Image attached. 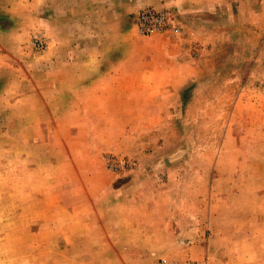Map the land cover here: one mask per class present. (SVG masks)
<instances>
[{
  "label": "rangeland",
  "instance_id": "rangeland-1",
  "mask_svg": "<svg viewBox=\"0 0 264 264\" xmlns=\"http://www.w3.org/2000/svg\"><path fill=\"white\" fill-rule=\"evenodd\" d=\"M44 2L0 0V264H57L56 193L101 182L98 169L88 183L77 175L93 169L91 145L96 149L111 137L89 135L85 117L33 116L44 105L41 97L56 96L54 82L45 81L56 78L50 65L56 62L57 33L70 35L72 24L82 29L81 20L85 28L87 16L84 7L74 13ZM103 2L96 1L97 17L107 12ZM145 6L121 0L113 8L116 25L131 30L132 13ZM251 27L238 24L240 35L217 56L225 67L207 80H191L172 116L153 128L150 119H139L140 134L100 151L113 184L139 177L152 189L171 190L175 251L159 245L150 254L156 260L132 264L161 258L264 264V22L254 25L260 36L253 37ZM37 38L47 47L40 49ZM233 48L238 53L232 58Z\"/></svg>",
  "mask_w": 264,
  "mask_h": 264
},
{
  "label": "crops",
  "instance_id": "crops-1",
  "mask_svg": "<svg viewBox=\"0 0 264 264\" xmlns=\"http://www.w3.org/2000/svg\"><path fill=\"white\" fill-rule=\"evenodd\" d=\"M42 1L47 6L55 1L74 13L84 7L87 16L85 28L81 20L82 29L72 24L70 35L57 33L56 62L50 65L56 78L45 82L53 81L56 88L50 90L56 96L62 92V98L41 97L45 106L41 104L33 116L85 117L89 135H111L100 140L96 149L91 145L93 169L87 167L86 173L77 175L80 182L88 183L98 169L101 182L56 193L55 241L61 252L56 255L57 264L154 261L156 257L150 254L159 245L171 247L173 253L177 228L171 215V190L152 189L146 178L139 177L113 184L111 176L105 177L100 151L140 134L135 129L139 119H150L148 127L153 128L160 119L172 116L177 103L183 104L191 80H207L221 71L226 63H219L217 56L227 40L238 36V24L251 25L252 36H260L254 33V25L264 22V0H142L145 5L172 8L183 26L180 35L146 37L136 35L134 25L131 30L116 25L119 19L113 8L121 0H104L100 5L107 12H100V17L96 16L97 0ZM236 48L232 58L238 53ZM60 54L68 57L60 59ZM80 54L86 55L82 63L76 60Z\"/></svg>",
  "mask_w": 264,
  "mask_h": 264
},
{
  "label": "built area",
  "instance_id": "built-area-1",
  "mask_svg": "<svg viewBox=\"0 0 264 264\" xmlns=\"http://www.w3.org/2000/svg\"><path fill=\"white\" fill-rule=\"evenodd\" d=\"M131 22L137 32L143 36L154 34L180 35L183 32L182 22L178 14L170 7L148 5L133 13ZM35 43L40 49L46 48L43 39L37 38ZM153 264H189V261H176L161 258Z\"/></svg>",
  "mask_w": 264,
  "mask_h": 264
}]
</instances>
